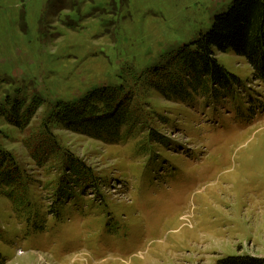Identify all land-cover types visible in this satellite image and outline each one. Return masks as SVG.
<instances>
[{
  "label": "rangeland",
  "instance_id": "rangeland-1",
  "mask_svg": "<svg viewBox=\"0 0 264 264\" xmlns=\"http://www.w3.org/2000/svg\"><path fill=\"white\" fill-rule=\"evenodd\" d=\"M234 1L0 0V112L15 98L44 102L23 130L0 113L1 143L31 183L19 202L0 195L5 264L264 259V76L233 50L212 49L236 79L225 89L164 97L143 84L130 101L141 124L94 139L54 130L106 178L75 193L59 221L61 158L42 143L48 103L116 83L123 68L165 66Z\"/></svg>",
  "mask_w": 264,
  "mask_h": 264
},
{
  "label": "trees",
  "instance_id": "trees-1",
  "mask_svg": "<svg viewBox=\"0 0 264 264\" xmlns=\"http://www.w3.org/2000/svg\"><path fill=\"white\" fill-rule=\"evenodd\" d=\"M213 48L219 52L233 50L236 55L246 58L254 73L264 76V0H235L226 13L214 17L212 27L206 34H200L197 40L168 55L163 67L141 72L132 67L123 68L116 83L87 90L82 97L73 100L47 102L50 108L47 106L49 109L43 115L41 133L45 136L43 147L47 145L51 152L59 153L61 158L62 173L54 188V203L50 206L52 215L58 217V221L63 215L65 204L75 193L82 197L86 190L95 189L98 181L106 178L95 175L91 166L72 152L64 150L54 130L78 133L94 139L104 134L117 135L123 126L128 128L141 124L130 101L132 92H137V87L143 84L164 97L185 96L189 93L185 91L188 88L191 93H196V90L207 93L216 88L229 87L236 79L218 64ZM150 76L156 79L153 84H150ZM161 82L164 84L159 85ZM41 102L39 97H34L28 103L15 98L8 100V108L2 107L0 113L5 115L9 125L23 130L36 116ZM149 135L155 137L150 127ZM3 136L0 131V195L16 203L23 199L31 183L14 155L3 147ZM39 150L42 148L37 150L38 154ZM218 263L264 264V259L234 256ZM0 264H5L1 255Z\"/></svg>",
  "mask_w": 264,
  "mask_h": 264
}]
</instances>
